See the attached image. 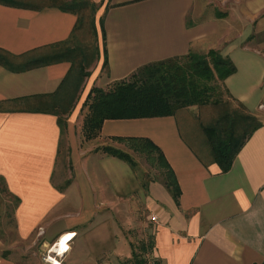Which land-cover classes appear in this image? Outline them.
<instances>
[{
	"label": "crops",
	"instance_id": "crops-1",
	"mask_svg": "<svg viewBox=\"0 0 264 264\" xmlns=\"http://www.w3.org/2000/svg\"><path fill=\"white\" fill-rule=\"evenodd\" d=\"M47 1L0 2V50L10 54L0 62V177L8 191L0 189V216L15 200L16 239L8 243L0 233V264H49L46 251H59L70 234L63 264H133L132 235L142 227L154 243L148 264H262L264 0H222L217 12L208 11L211 0H90L97 53L83 83L64 46L88 28ZM211 49L236 66L224 82L236 108L262 122L226 173L192 111L181 112L186 129L179 113L107 119L87 141L76 128L77 107L60 123L58 105L76 92L87 97L147 64ZM130 138L159 148L177 197L168 177H144L96 150Z\"/></svg>",
	"mask_w": 264,
	"mask_h": 264
},
{
	"label": "trees",
	"instance_id": "trees-1",
	"mask_svg": "<svg viewBox=\"0 0 264 264\" xmlns=\"http://www.w3.org/2000/svg\"><path fill=\"white\" fill-rule=\"evenodd\" d=\"M53 1L64 10L77 13L81 28L85 26L88 28L87 12L89 15H95L97 10V6L90 0ZM0 2L15 4L16 0H0ZM89 26L96 35L95 22ZM9 57L10 54L0 50V62L5 63ZM182 59L185 60L180 63ZM235 71L236 66L230 59L211 49L205 54L190 52L183 57L147 64L130 77L113 83L108 90L93 87L86 99V103L90 102L91 110L84 125L86 137L88 139L97 137L107 119L172 116L194 105L214 103L217 108H222V111L219 112L218 118L211 120L210 124L204 125V130L212 145L214 161L220 165L222 172L226 173L231 169L235 157L254 131L262 126V122L256 116L242 113L240 109L232 106L233 99L224 82ZM212 80L222 82L230 101L211 99L210 90L214 89V86L209 82ZM59 120L62 123L61 118ZM125 142L134 151L144 153L152 161L158 159L159 162H163L159 148L151 140L130 138ZM96 150L120 157L133 167H138L137 161L125 150L108 144ZM158 153L159 155L156 157ZM166 177L168 180H172L169 172ZM174 185L173 180L168 183L177 197L178 192ZM0 189L2 192L8 193L5 181L1 177ZM13 202L14 209L15 200ZM153 246V240L150 238L148 243L140 244V252L134 249L133 264H148L147 254Z\"/></svg>",
	"mask_w": 264,
	"mask_h": 264
},
{
	"label": "rangeland",
	"instance_id": "rangeland-1",
	"mask_svg": "<svg viewBox=\"0 0 264 264\" xmlns=\"http://www.w3.org/2000/svg\"><path fill=\"white\" fill-rule=\"evenodd\" d=\"M77 1H84V0H77ZM35 2L37 4H44V3H48L47 0H35ZM72 2V1H71ZM70 2V3H71ZM211 4L209 6L210 10L208 9V11H213V8H216V12L219 11L220 8H222L223 6H221V2L222 0H211ZM214 6V7H213ZM209 12V13H210ZM87 25H88V29L79 33V35L73 39L72 41H70V43H68V45L64 46V50L65 52H67L66 50L68 49L69 53L71 54L74 58H75V63L78 69L81 70V74H82V83L88 79L87 77H89V75L92 72V68L95 65V61H96V39H95V35L93 30L90 29L89 24H91L92 22L96 23V20L98 19V15H93L90 14L89 12H87ZM63 48V47H62ZM196 53V52H195ZM197 54H205V53H197ZM185 59L180 60V63H183ZM81 83V84H82ZM210 85L214 86V89L210 90L211 93V99L212 100H221V101H230V98L228 97L222 82L220 80H212L209 82ZM94 87H98L101 88L99 86H94ZM112 87V85H111ZM93 88V87H92ZM104 89V88H103ZM110 88H107L106 90H108ZM92 90V89H91ZM90 90V92H91ZM89 92V93H90ZM83 92H81L78 95V92L74 93L71 96V100L70 102L67 101L66 103V99L65 102H61L58 105V108L56 109V111H58L60 113V118L61 119H65L66 116L68 114H71L72 111H74V107H77L75 109V111H77L78 115H77V123H76V128L77 131H79L81 137L83 140L87 141L89 140L86 137L85 134V129H84V125L86 122V119L88 118L91 110L89 108V103H86V99L88 97L83 95ZM82 97V99H81ZM232 102V106L236 108V104ZM189 112L192 111L194 113L197 114V119H196V123L199 124V119L201 120L202 124L204 125H208L210 124L215 118H218L219 112L222 111V108H217L216 105H214V103H209L207 105H194L191 106L187 109ZM182 113H179V117L182 119V123H183V127L186 129V127L184 126L185 124V120L182 118L183 116L181 115ZM198 120V121H197ZM196 127V126H195ZM196 131V130H195ZM186 137H188L189 139H191L192 143H196V139L194 134L190 135L189 132L185 131ZM196 134V133H195ZM64 141V140H63ZM84 141V142H85ZM107 144H101L99 147L101 146H105ZM108 145H112L115 146L119 149L125 150L128 153H130L133 158L137 161L138 163V169L140 171L141 174L144 175V177H152L158 180H163V178H166V174L165 171L160 167L159 165V161L156 159V161H152L150 158H148L144 153H139L134 151L132 148H130L128 144L126 143H114V144H110L108 143ZM66 146H67V141L65 140L64 143H62V150H64V155H66ZM97 147V148H99ZM2 185V183H1ZM13 200L9 199L8 205L6 206L4 213L0 216V233L3 235L4 239L6 242L8 243H12L14 242L15 239V224H14V219H13V214H12V209H13ZM146 227H142L140 230H138L137 232H135L132 235V244H134L133 246H136L138 249L136 250L137 252H140V244L142 242V239H144L143 242H149L150 238L147 235V231L148 230H144ZM132 234V230L129 231ZM19 249L24 248L23 245H18ZM47 253V251H46ZM44 254V259H45V255ZM149 262V259H148Z\"/></svg>",
	"mask_w": 264,
	"mask_h": 264
},
{
	"label": "built area",
	"instance_id": "built-area-1",
	"mask_svg": "<svg viewBox=\"0 0 264 264\" xmlns=\"http://www.w3.org/2000/svg\"><path fill=\"white\" fill-rule=\"evenodd\" d=\"M154 219H156V217H154ZM54 248H51L47 251L46 255H45V261L49 264H63L62 260H60V258L63 256V252H61L60 250L57 252H52Z\"/></svg>",
	"mask_w": 264,
	"mask_h": 264
},
{
	"label": "bare ground",
	"instance_id": "bare-ground-1",
	"mask_svg": "<svg viewBox=\"0 0 264 264\" xmlns=\"http://www.w3.org/2000/svg\"><path fill=\"white\" fill-rule=\"evenodd\" d=\"M65 237H67L68 239H65ZM65 237H62L60 239V242H59V245L56 246L58 250H60L61 252L63 251V248H64V244L67 242H69V240H71L73 237H74V234H70L68 236H65ZM52 252H57L56 250L53 249ZM64 253V252H63Z\"/></svg>",
	"mask_w": 264,
	"mask_h": 264
},
{
	"label": "snow or ice",
	"instance_id": "snow-or-ice-1",
	"mask_svg": "<svg viewBox=\"0 0 264 264\" xmlns=\"http://www.w3.org/2000/svg\"><path fill=\"white\" fill-rule=\"evenodd\" d=\"M65 239H68L67 237H65Z\"/></svg>",
	"mask_w": 264,
	"mask_h": 264
}]
</instances>
